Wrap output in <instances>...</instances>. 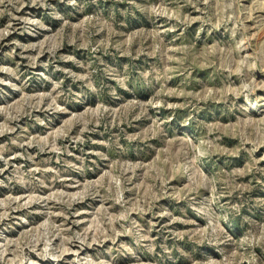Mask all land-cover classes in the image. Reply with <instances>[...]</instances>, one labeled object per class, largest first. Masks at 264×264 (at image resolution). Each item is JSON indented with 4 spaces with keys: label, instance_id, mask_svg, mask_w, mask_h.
Returning a JSON list of instances; mask_svg holds the SVG:
<instances>
[{
    "label": "rangeland",
    "instance_id": "rangeland-1",
    "mask_svg": "<svg viewBox=\"0 0 264 264\" xmlns=\"http://www.w3.org/2000/svg\"><path fill=\"white\" fill-rule=\"evenodd\" d=\"M0 264H264V0H0Z\"/></svg>",
    "mask_w": 264,
    "mask_h": 264
}]
</instances>
